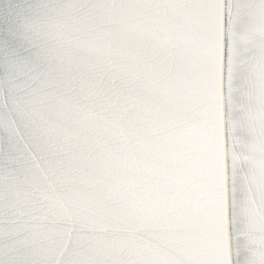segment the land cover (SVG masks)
Listing matches in <instances>:
<instances>
[{
	"label": "water",
	"instance_id": "water-1",
	"mask_svg": "<svg viewBox=\"0 0 264 264\" xmlns=\"http://www.w3.org/2000/svg\"><path fill=\"white\" fill-rule=\"evenodd\" d=\"M0 264H264V0H0Z\"/></svg>",
	"mask_w": 264,
	"mask_h": 264
}]
</instances>
